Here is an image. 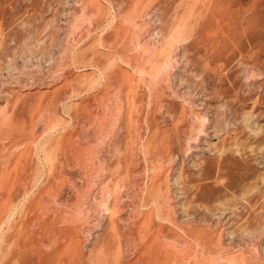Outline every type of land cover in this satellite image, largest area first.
I'll return each mask as SVG.
<instances>
[{
    "label": "rangeland",
    "instance_id": "374dc122",
    "mask_svg": "<svg viewBox=\"0 0 264 264\" xmlns=\"http://www.w3.org/2000/svg\"><path fill=\"white\" fill-rule=\"evenodd\" d=\"M0 264H264V0H0Z\"/></svg>",
    "mask_w": 264,
    "mask_h": 264
},
{
    "label": "bare ground",
    "instance_id": "6f19581e",
    "mask_svg": "<svg viewBox=\"0 0 264 264\" xmlns=\"http://www.w3.org/2000/svg\"><path fill=\"white\" fill-rule=\"evenodd\" d=\"M116 200V199H115Z\"/></svg>",
    "mask_w": 264,
    "mask_h": 264
}]
</instances>
